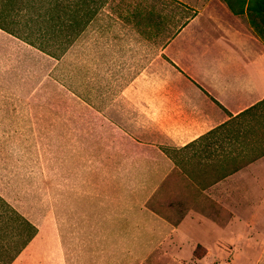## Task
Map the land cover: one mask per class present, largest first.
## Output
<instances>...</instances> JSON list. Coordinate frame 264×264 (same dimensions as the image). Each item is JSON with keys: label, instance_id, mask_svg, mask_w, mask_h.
Returning <instances> with one entry per match:
<instances>
[{"label": "crops", "instance_id": "crops-1", "mask_svg": "<svg viewBox=\"0 0 264 264\" xmlns=\"http://www.w3.org/2000/svg\"><path fill=\"white\" fill-rule=\"evenodd\" d=\"M258 2L177 0L181 17L144 10L138 17L136 5L129 15L122 10L104 11L89 22L83 33L94 34L87 48L93 86L138 88L133 99L138 115L125 125L134 130L138 152L134 157L138 204L130 208L128 217L122 202L119 227H111L109 200L100 207L89 192L72 193L69 227H36V236L12 264L141 262L168 243L159 240L167 228L127 227V218L136 224L149 218L163 220L155 209L164 197L171 199L169 206L182 207L186 217H202L208 256L213 226L221 227L218 216H235L240 209L254 212L262 208L253 204L256 200L264 206V20ZM180 18L182 25L160 47L153 42L160 38L158 33H140L130 24ZM0 32L9 37H0L3 57L20 51L13 42L27 45ZM124 66L122 73L110 70ZM14 86L30 85L16 82ZM27 93L18 92L13 103L0 102V119H19L14 107L24 103ZM91 99L86 100L88 105L95 103ZM115 101L124 99L119 96ZM102 113L108 122L117 121L119 114L107 109ZM178 182L183 184L182 193L176 188ZM95 210L102 212L101 217L92 215ZM220 233H215L218 238ZM41 248L54 260L43 259L36 251Z\"/></svg>", "mask_w": 264, "mask_h": 264}, {"label": "rangeland", "instance_id": "rangeland-1", "mask_svg": "<svg viewBox=\"0 0 264 264\" xmlns=\"http://www.w3.org/2000/svg\"><path fill=\"white\" fill-rule=\"evenodd\" d=\"M176 3L177 0H103L89 22L104 11L122 10L129 15L136 5L138 17L141 10L159 14L166 11L181 17ZM130 24L140 33H158L160 38L153 42L160 47L182 25V18L169 23L144 20ZM83 32L73 40V47L70 45L63 52L51 48L57 58L20 42H13L20 47L16 54L3 57L0 52V102L13 103L18 92H28L24 103L15 104L19 119H0V196L36 227H69L72 193L89 192L93 195L91 200L100 207L109 200L111 227H119L122 202H126L128 217L130 208L138 204V166L134 160L138 152L134 150V130L125 126L127 119L138 115V104L133 100L138 88L93 86L87 71V48L94 34ZM0 37L9 38L2 32ZM146 44L150 46V41ZM125 68L110 70L122 73ZM16 82L30 86L15 87ZM119 96L124 101L116 102ZM91 98L96 99L95 103L88 105L86 100ZM106 109L119 113L117 121L104 119L102 112ZM122 148L131 151L122 152ZM175 185L182 193V182ZM178 196L182 198L181 194ZM170 202L164 197L156 206L163 219L158 222L149 218L138 225L127 218V227L167 228L159 240L168 243L160 245L158 254L133 264H264L262 200L253 201L262 207L254 212L240 209L238 215L217 217L221 227L213 226L208 256L202 217H186L182 207L169 206ZM97 214L101 217L102 212ZM97 214L92 211L93 216ZM219 230L222 236L218 238L215 233ZM217 242L220 244L215 247ZM38 250L43 259L54 260L53 255L46 256L45 249Z\"/></svg>", "mask_w": 264, "mask_h": 264}, {"label": "trees", "instance_id": "trees-1", "mask_svg": "<svg viewBox=\"0 0 264 264\" xmlns=\"http://www.w3.org/2000/svg\"><path fill=\"white\" fill-rule=\"evenodd\" d=\"M250 1H260L258 12L264 20V0ZM102 2L0 0V30L57 58L56 53L50 51L51 48L62 52L68 48L87 27ZM94 5L95 8H92ZM36 234V226L0 196V264H12Z\"/></svg>", "mask_w": 264, "mask_h": 264}]
</instances>
